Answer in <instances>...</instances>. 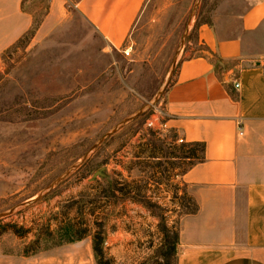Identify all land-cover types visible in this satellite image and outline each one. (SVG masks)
Segmentation results:
<instances>
[{
    "label": "rangeland",
    "instance_id": "1",
    "mask_svg": "<svg viewBox=\"0 0 264 264\" xmlns=\"http://www.w3.org/2000/svg\"><path fill=\"white\" fill-rule=\"evenodd\" d=\"M78 1L66 0L65 18L38 33L51 0H0V214L36 199L89 152L46 195L0 219L32 229L24 237L3 232L0 256H12L9 264H97L92 235L102 227L104 247L118 264H156L161 220L176 232L181 216L195 209L181 174L198 160L181 157L184 143L155 133L147 121L163 109L181 59L202 53L198 26L213 22L221 0H147L129 55L106 45ZM66 219L86 225L90 235L24 255L39 224L57 228Z\"/></svg>",
    "mask_w": 264,
    "mask_h": 264
},
{
    "label": "crops",
    "instance_id": "2",
    "mask_svg": "<svg viewBox=\"0 0 264 264\" xmlns=\"http://www.w3.org/2000/svg\"><path fill=\"white\" fill-rule=\"evenodd\" d=\"M65 2L51 0L38 33L65 18ZM146 2L75 7L108 47L120 49ZM195 43L202 53L181 59L163 105L170 141L206 144L205 158L181 174L198 209L181 216L178 264H264V0H221Z\"/></svg>",
    "mask_w": 264,
    "mask_h": 264
},
{
    "label": "trees",
    "instance_id": "3",
    "mask_svg": "<svg viewBox=\"0 0 264 264\" xmlns=\"http://www.w3.org/2000/svg\"><path fill=\"white\" fill-rule=\"evenodd\" d=\"M205 149L206 144L204 142H192L180 145L179 152L182 154L181 157L191 159L193 161L198 160L199 162L205 158ZM109 190L111 192V196H116V187L111 181H109ZM128 196L130 195H125V197ZM145 203L149 208H153L154 210L158 208L156 204H152L148 201ZM197 209L198 206L196 204L195 209L192 212L187 213H193L197 211ZM59 223L60 224L57 228H52V225L49 222L39 224L35 232V238L24 247V255L27 257L34 256L40 252L62 246L65 243L82 240L90 235L89 228L80 222H76L75 220L66 219L65 221ZM159 226L163 232V242L158 248L153 262L156 264H178L179 232H173L166 225L164 219L161 220ZM9 228H11L14 233L22 237L26 236L27 233L32 230L26 229L23 226H18L17 224L9 225L0 220V235H2V233ZM104 244L105 235L103 234L102 227H100L98 231L92 235V248L96 263L118 264L114 257L109 255L106 251ZM150 260L144 261L140 264H151L149 263ZM173 261L175 262L173 263Z\"/></svg>",
    "mask_w": 264,
    "mask_h": 264
},
{
    "label": "water",
    "instance_id": "4",
    "mask_svg": "<svg viewBox=\"0 0 264 264\" xmlns=\"http://www.w3.org/2000/svg\"><path fill=\"white\" fill-rule=\"evenodd\" d=\"M176 65V61L174 62V67ZM174 67L173 69L171 70V73H170V77L174 71ZM170 77L168 79V81L170 80ZM143 109H141L139 112H137L135 115L125 119L124 121H122L119 125H117L116 127H114V129H112L111 131L107 132L96 144L93 145V147L90 149V152L92 150H94L102 141H104L107 137H109L110 135H112L113 133H115L121 126H123L125 123L129 122L131 119L137 117L138 115H140L142 113ZM89 153V152H88ZM88 153L85 155V157L78 163H76L72 168H70L65 174H63L57 181L63 179L64 177H66L73 169L79 167L81 165V163L83 162V160L86 159ZM57 181H55L54 183H52V185L46 190L44 191L43 193H41L40 195H38V197L36 199H31L29 201H26V202H23V203H20L19 205L13 207L12 209H10L9 211L7 212H4V213H1L0 214V219L1 218H4L5 216H8V215H11L12 213H14L17 209L21 208V207H24V206H27V205H30L31 203H33L35 200L37 199H40L42 198L44 195H46L50 190L53 189V187L56 185Z\"/></svg>",
    "mask_w": 264,
    "mask_h": 264
},
{
    "label": "built area",
    "instance_id": "5",
    "mask_svg": "<svg viewBox=\"0 0 264 264\" xmlns=\"http://www.w3.org/2000/svg\"><path fill=\"white\" fill-rule=\"evenodd\" d=\"M132 50V45L129 44L125 47H123V52L127 55L130 54ZM234 87L236 89H239L240 87V82L239 81H235L234 82ZM168 116H167V113L166 111L163 109H156L154 114L151 116L150 119H148L147 121V126L153 130L155 133L157 134H163L165 132L168 131V129L170 128L168 126ZM178 143H184V139L182 138H178Z\"/></svg>",
    "mask_w": 264,
    "mask_h": 264
}]
</instances>
